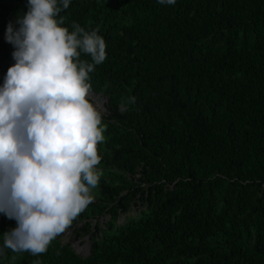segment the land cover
I'll return each mask as SVG.
<instances>
[{
    "label": "trees",
    "instance_id": "16d2710c",
    "mask_svg": "<svg viewBox=\"0 0 264 264\" xmlns=\"http://www.w3.org/2000/svg\"><path fill=\"white\" fill-rule=\"evenodd\" d=\"M26 11L0 0V84ZM59 16L106 42L88 81L106 97L102 176L45 253L0 264H264V0H71ZM15 227L0 214V235Z\"/></svg>",
    "mask_w": 264,
    "mask_h": 264
},
{
    "label": "clouds",
    "instance_id": "9594fccd",
    "mask_svg": "<svg viewBox=\"0 0 264 264\" xmlns=\"http://www.w3.org/2000/svg\"><path fill=\"white\" fill-rule=\"evenodd\" d=\"M70 4L27 0V11L6 26L15 63L0 84V214L16 227L0 235V255L4 249L45 253L94 200L102 176L97 144L106 126L88 98V81L107 58L106 42L98 30L62 26L59 14ZM90 234L79 250L73 247L82 257L90 253Z\"/></svg>",
    "mask_w": 264,
    "mask_h": 264
},
{
    "label": "rangeland",
    "instance_id": "374dc122",
    "mask_svg": "<svg viewBox=\"0 0 264 264\" xmlns=\"http://www.w3.org/2000/svg\"><path fill=\"white\" fill-rule=\"evenodd\" d=\"M88 98H90L92 100V102L95 103V105L100 109V111L102 113H106V102H105V99L103 97H99V96H97V95H95V94L90 92V96ZM136 211H137L136 207H133L131 213L135 214ZM122 221H123V216L120 215L119 223L122 222ZM63 239L65 240V242L68 241V238H66V237L63 238ZM84 243H86V235L82 236L81 238H78L76 240H72L71 241V245L73 247H75L77 250H79ZM85 248H86V246H85ZM82 253H84V252H82Z\"/></svg>",
    "mask_w": 264,
    "mask_h": 264
},
{
    "label": "bare ground",
    "instance_id": "6f19581e",
    "mask_svg": "<svg viewBox=\"0 0 264 264\" xmlns=\"http://www.w3.org/2000/svg\"><path fill=\"white\" fill-rule=\"evenodd\" d=\"M86 250H87V246H86V248H85Z\"/></svg>",
    "mask_w": 264,
    "mask_h": 264
}]
</instances>
